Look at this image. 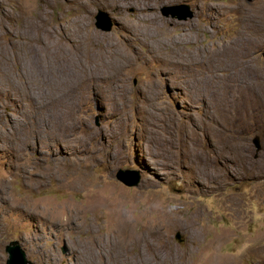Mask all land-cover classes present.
<instances>
[{"label": "bare ground", "instance_id": "6f19581e", "mask_svg": "<svg viewBox=\"0 0 264 264\" xmlns=\"http://www.w3.org/2000/svg\"><path fill=\"white\" fill-rule=\"evenodd\" d=\"M12 1L15 3L12 9L5 12L10 28L3 17L0 18V152H7L18 162L17 169L28 182L29 190L42 188L50 178L58 180L65 161L76 164V160L86 156L92 148L85 143L86 138L78 134V129L82 127L92 136L102 133L84 125L77 117L89 90H94L104 78L119 75V85H107L115 95L123 98L125 87L129 86L127 75L135 62L142 59L180 64L191 74L193 98L204 104L206 119L197 122L198 136L192 135L187 127L180 132L189 140L188 160L196 166L195 173L202 179L200 181L205 182V176L212 181L221 177L216 159L212 160L202 148L200 132L211 133L216 141L212 147L215 158L225 168L229 162L235 164L237 161L249 170H254L258 164L264 168V157L253 161L244 152V145L239 143L247 132L264 129V66L260 59L264 57V3L258 2L260 0L248 7L245 0H239L242 13L236 32L191 49L182 46L183 39L174 38L175 34H171V38L166 36L175 28L190 24L164 19L155 12L158 5L179 0H80L68 8L64 3L69 0ZM218 1L194 0L201 11L209 12L214 28L215 18L220 13ZM91 6L112 10L123 23L125 35L118 37L95 29L89 14ZM204 30L211 32L208 28ZM165 112L170 120L172 112L169 109ZM167 138L159 137L163 149L177 146L179 140L173 136ZM221 140L224 142L220 143ZM68 141L79 144L76 152L72 150L75 154L66 151L69 157L54 156L53 147ZM30 151L32 153H28ZM49 152L46 162L37 163L45 164L40 172L29 171L25 162L30 159L28 154L43 157ZM105 163L110 168L113 166L108 159ZM85 182L87 180L81 176L63 185L76 189L80 186L78 183ZM11 192L7 178H0V199L6 203L14 225L44 220L47 227L58 228L62 239L65 231L89 234L86 240L72 242V253H76L81 264H187L186 259L193 256L194 251L189 247L177 249L169 231L192 227L193 244L199 243L202 235L196 220L183 219L170 212L156 219L158 217L153 214H136L133 209H125L123 198H114L115 187L109 193L97 189L90 201L81 205L71 200L59 202L49 196L31 198L26 195L13 201ZM103 208L111 210L110 220L95 227L87 214ZM199 212L203 214L204 211ZM3 229L0 223V233ZM209 247H213V251L207 255ZM200 252L203 264H227V260H221L217 245L209 244ZM50 257L53 264H58V252Z\"/></svg>", "mask_w": 264, "mask_h": 264}, {"label": "rangeland", "instance_id": "374dc122", "mask_svg": "<svg viewBox=\"0 0 264 264\" xmlns=\"http://www.w3.org/2000/svg\"><path fill=\"white\" fill-rule=\"evenodd\" d=\"M255 1L257 0H245V2L242 0L246 7ZM78 2L80 0H69L64 4L68 8L77 5ZM258 2L264 3V0ZM217 3L220 6V13L215 18V28L212 27L213 22L208 16L209 12L201 11L194 0L162 3L157 6L155 12L164 19L180 20L190 24L183 28L177 27L174 33L171 32L166 36L171 38V34H175L174 38L178 36L179 39H183L182 46L191 49L194 45L202 47L205 44L209 45L214 40L225 38L238 30L237 26L240 24L238 17H241L242 13L239 0H219ZM14 4L12 0H0V18L3 17L8 28L10 24L7 14ZM91 9L89 14L95 29L118 37L125 35L123 23L112 10L105 6H94V8L91 6ZM164 9L170 14H165ZM173 10L180 13L183 18H180L178 14L173 16ZM3 11L8 13L4 14ZM101 11L104 14L102 16L104 21L112 24L111 30H103L96 25V17ZM128 12L131 13L130 10ZM204 28L211 29V32L205 31ZM186 30L188 33L185 32ZM178 33L189 36L186 38ZM2 40L5 44L4 38ZM260 59L264 66L263 55ZM184 68L180 64L167 63L165 60L142 59L135 62L131 67V73L127 75L129 86L125 87L123 98L120 94L115 95L110 85H107L109 83L119 85V75L99 81L94 90L93 88L89 90L87 101L82 107L80 106L77 114L84 125H90L102 131L101 134L92 136L82 127L78 129V134L86 138L85 143H88L87 146L90 149L92 148V152L89 150L84 158L76 160V164L65 161L61 167L60 177L57 176L58 180L50 178L42 188L35 187V190H29L28 182L17 169L18 162L2 150L0 178L6 177L9 181L12 188L10 193L12 200H21L26 195L32 196L31 198L49 196L59 202L71 200L81 205L88 203L97 189L109 193L115 187L114 198L122 197L125 209H133L136 214H153L155 218L158 217L156 219H160L166 214L173 213L183 219L196 220L202 232L197 244L191 242L192 227L188 229L177 227L169 231L170 239L177 249L184 250L189 247V250L194 251V255L186 259L187 264H203L204 257L200 251L209 244L218 246L221 260L223 262L227 260V264H264L263 165L258 164L254 170H249L237 161L235 164L229 162L228 165L231 164V166L226 164L225 168L220 160L215 158L212 147L216 145V141L211 133L207 132L208 135L200 132V141L202 140L200 143L204 152L212 160L216 159L215 165L221 170L219 179L212 181L205 176L206 181H200L202 179L196 174V166H192L191 160H188L189 140L186 136H181L180 131L181 128L187 127L193 133L192 135L198 136L197 122L199 124L201 120L205 121V110L204 104L198 103L193 98L191 74L187 68ZM114 79L116 82L112 81ZM78 92L74 91V94L79 95ZM167 109L172 112L170 120L165 112ZM9 112L12 111L9 110ZM172 136L179 140L177 146L173 149H163L159 143V137L169 139ZM257 137L260 140V149L254 142ZM223 142L224 140L220 141V143ZM239 143L244 145V152L253 161L258 162L263 159L264 129L247 132ZM78 145L74 141L62 142L59 146H54L52 150L54 156L60 155V158H66L69 157L70 152L75 154L72 150L75 151ZM50 154V152L45 153L43 157L34 153L28 154L30 159L25 161L26 167L29 171L40 172L41 166L45 164L37 163L46 162V156ZM234 155H236L235 152ZM107 159L113 162L111 168L105 163ZM121 170L136 172L128 177L133 180L139 176V184L128 186L122 182L117 177ZM81 176L87 182L78 183L80 186L76 189L63 185ZM7 209L6 203L0 199V223L4 228L0 233V264H8L9 253L6 247L15 240L19 242L28 260L33 264H53L50 254L57 252L60 254L58 264H81L78 257L74 255L76 253H72V244L82 238L86 240L88 233L65 231L62 239L58 228L50 225L47 227L44 220L24 221L16 226L12 223ZM199 210L204 211L203 214ZM110 214L109 208H103L89 212L87 218H91L94 226L99 227L103 221L106 220V224L109 222ZM212 251L213 247H209L207 255Z\"/></svg>", "mask_w": 264, "mask_h": 264}, {"label": "water", "instance_id": "95a60500", "mask_svg": "<svg viewBox=\"0 0 264 264\" xmlns=\"http://www.w3.org/2000/svg\"><path fill=\"white\" fill-rule=\"evenodd\" d=\"M164 13L167 15L170 14V12L166 9H164ZM172 13H173V16L178 14L180 18H183V16L180 13H177V11L175 12L173 10ZM103 15L104 14L102 11L97 15L96 25L99 28H102L103 30H111L112 24H107L102 17ZM190 15H192V13H190ZM254 142L256 144V147L260 149L261 145H260V140L258 137L255 138ZM131 174H136V172L130 171V170H127V171L121 170L118 173L117 177L128 186H137L139 184L140 178L139 176H137L135 179L132 180L128 177ZM6 251L9 253L8 264H33L30 260H28L25 250L16 240L12 241L9 245H7Z\"/></svg>", "mask_w": 264, "mask_h": 264}]
</instances>
